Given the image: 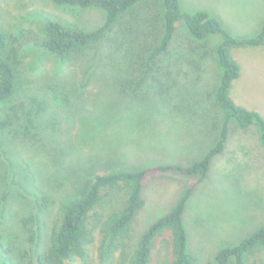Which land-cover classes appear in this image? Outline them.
<instances>
[{"label":"rangeland","instance_id":"1","mask_svg":"<svg viewBox=\"0 0 264 264\" xmlns=\"http://www.w3.org/2000/svg\"><path fill=\"white\" fill-rule=\"evenodd\" d=\"M179 6L187 13L208 12L236 37L252 36L264 23V0H179ZM160 10L159 0H153V16L143 27L149 41L155 42L161 32ZM47 19L88 29L102 22L101 13L91 8L58 6L52 0H0V29L8 33L42 36ZM117 30L113 27L106 38L90 44L78 59L60 60L33 44L22 49L19 91L0 113L21 103L31 109L35 96L44 98L49 109L39 115L44 128L36 124L32 131L37 139L34 146L24 142L20 132H12L19 123L0 131V264H26L38 241L41 245L48 240L62 206L74 200L79 195L76 188L94 174L188 165L212 145L214 137L206 121L219 113L213 88L220 68L212 49L220 35H209L203 46L178 20L168 49L149 63L146 56L138 57L132 68L131 52L123 48L118 56L109 54V38ZM233 58L240 75L233 81L232 99L264 117V46L236 49ZM120 80L127 81L128 89L141 82L135 92L125 93ZM82 83L87 85L78 89ZM64 94L72 105L66 104ZM46 119H54L55 125L47 127ZM183 182L182 176L171 172H153L146 178L144 205L128 243L133 244L169 210ZM121 191L112 189L96 208L97 215ZM120 201L115 198L113 206L119 207ZM263 223L264 146L252 123L245 131L231 132L223 152L213 158L208 176L189 199L187 249L195 264H213L219 248L237 243ZM97 224L87 260L75 258L67 264H99ZM34 230L39 238L30 235ZM170 260L169 233L164 231L153 239L148 264H170ZM248 262L264 264V246L252 251Z\"/></svg>","mask_w":264,"mask_h":264},{"label":"trees","instance_id":"2","mask_svg":"<svg viewBox=\"0 0 264 264\" xmlns=\"http://www.w3.org/2000/svg\"><path fill=\"white\" fill-rule=\"evenodd\" d=\"M52 1L58 6L95 9L101 13L102 22L88 29L61 20L47 19L42 26V36H34L25 31L13 35L0 29V111L3 105L19 91L18 87L22 79L21 51L27 44L38 46L63 61L78 59L90 44L106 38L113 27L117 26L118 30L109 38L108 43L112 42L109 54L118 56L119 50L124 48L128 53L131 52V57L127 60L129 59L130 67L134 68L133 64L137 63L138 57L146 56L149 63L165 52L174 36L175 23L183 20L188 32L203 46H207L209 35L219 34L221 37L212 49L220 68L213 88L215 110L219 113L211 117L210 121H206L211 128L208 133L210 137H214V140H211L212 145L199 159L188 165L158 164L137 170L94 174L82 183V179L79 180L81 186L76 188L79 195L62 206L61 212L54 217L48 240L41 245L40 240L38 241L33 257H29L26 264H67L75 258L86 261L97 223L100 224L99 264H148L153 239L164 231L169 233L170 264H195L194 257L187 249L185 212L196 186L208 176L213 158L223 152L231 132L245 131L253 123L264 146V117L255 110L237 104L231 97L233 81L240 75L239 64L233 58L234 50L264 46V23L254 35L236 37L215 16L206 11L187 13L181 10L179 0H159L161 10L157 15L161 20V32L159 31V37L154 42L147 40L143 28L144 23L150 21L153 16L151 13L153 0ZM100 64H103L101 60ZM140 82L137 81L134 88L128 89L127 81L120 80L119 87L125 93L135 92ZM65 83L61 84L64 92H66ZM85 85L87 84L82 83L77 87L83 90ZM70 91L73 96L74 89L71 88ZM74 94L77 95L76 92ZM64 96L67 100L66 104L72 105L70 98L66 94ZM55 99L58 101L57 98ZM30 108H23L22 103L9 106L8 110L0 113V131L9 129L13 124L17 126L19 123L18 128L14 126L12 132L14 134L20 132V138L34 146L37 139L32 131L37 129L36 124L44 128L39 115L44 111L47 112L49 106L44 98L35 96L32 98ZM23 109L24 111L21 112ZM46 123H48L47 127L55 125L54 119L47 120ZM153 172L178 174L183 177V186L169 210L151 222L137 240L130 244L127 239H130L132 224L144 205L145 180ZM115 188L122 189L123 193L121 191L117 197L110 199L107 202L110 206L102 207L101 214L97 215L96 208L106 202L105 197ZM119 197L121 205L113 206L115 198L119 199ZM38 220L40 221V218ZM22 222L27 223L26 219ZM37 229L40 230V226ZM34 234L40 237L36 230L30 233V235ZM263 246L264 223L237 243H229L219 248L212 262L213 264H249L250 253Z\"/></svg>","mask_w":264,"mask_h":264}]
</instances>
